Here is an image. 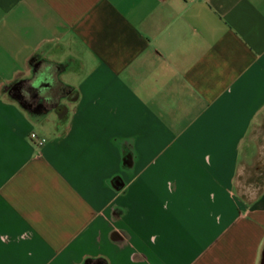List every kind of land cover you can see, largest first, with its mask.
I'll list each match as a JSON object with an SVG mask.
<instances>
[{
  "label": "crops",
  "instance_id": "1",
  "mask_svg": "<svg viewBox=\"0 0 264 264\" xmlns=\"http://www.w3.org/2000/svg\"><path fill=\"white\" fill-rule=\"evenodd\" d=\"M263 110L264 0H0V264H264Z\"/></svg>",
  "mask_w": 264,
  "mask_h": 264
},
{
  "label": "rangeland",
  "instance_id": "2",
  "mask_svg": "<svg viewBox=\"0 0 264 264\" xmlns=\"http://www.w3.org/2000/svg\"><path fill=\"white\" fill-rule=\"evenodd\" d=\"M28 83L29 82L27 81H23L11 85L8 89V95L13 98V88L17 86L21 88L22 91V89L27 88ZM34 102L35 101H33V103ZM58 115H65L63 107H59ZM249 136H251L256 142L255 154L245 166L243 173L237 177V190L241 195H244L251 185L257 184L259 186L264 182V110L255 119L249 132Z\"/></svg>",
  "mask_w": 264,
  "mask_h": 264
},
{
  "label": "clouds",
  "instance_id": "3",
  "mask_svg": "<svg viewBox=\"0 0 264 264\" xmlns=\"http://www.w3.org/2000/svg\"><path fill=\"white\" fill-rule=\"evenodd\" d=\"M30 79V86L38 90L39 96L46 103H54L56 97L53 95L52 90L57 87V79L55 67L53 64H43L41 65L39 71L33 77L31 69L27 73V76ZM42 85H48L47 87ZM22 94L26 99H31V94L27 91V88L22 89Z\"/></svg>",
  "mask_w": 264,
  "mask_h": 264
},
{
  "label": "flooded vegetation",
  "instance_id": "4",
  "mask_svg": "<svg viewBox=\"0 0 264 264\" xmlns=\"http://www.w3.org/2000/svg\"><path fill=\"white\" fill-rule=\"evenodd\" d=\"M13 97L27 110H33L34 109V103L32 100L26 99L24 95L22 94L21 88L14 87L12 91Z\"/></svg>",
  "mask_w": 264,
  "mask_h": 264
},
{
  "label": "built area",
  "instance_id": "5",
  "mask_svg": "<svg viewBox=\"0 0 264 264\" xmlns=\"http://www.w3.org/2000/svg\"><path fill=\"white\" fill-rule=\"evenodd\" d=\"M29 138L31 139V141H33V143L37 147L42 146L44 144V142L46 141V139L44 137L38 136L35 132H31L29 134Z\"/></svg>",
  "mask_w": 264,
  "mask_h": 264
},
{
  "label": "trees",
  "instance_id": "6",
  "mask_svg": "<svg viewBox=\"0 0 264 264\" xmlns=\"http://www.w3.org/2000/svg\"><path fill=\"white\" fill-rule=\"evenodd\" d=\"M44 86L47 87L48 85H44ZM62 90H64V87L62 88ZM27 91L31 94V99L30 100L35 101L36 99L39 98V93H38L37 89H34L31 86H28L27 87ZM60 117H63V115L60 116Z\"/></svg>",
  "mask_w": 264,
  "mask_h": 264
}]
</instances>
